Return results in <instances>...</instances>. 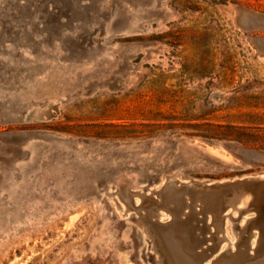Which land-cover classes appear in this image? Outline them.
I'll list each match as a JSON object with an SVG mask.
<instances>
[{"label":"rangeland","instance_id":"374dc122","mask_svg":"<svg viewBox=\"0 0 264 264\" xmlns=\"http://www.w3.org/2000/svg\"><path fill=\"white\" fill-rule=\"evenodd\" d=\"M246 12L264 0H0V264H160L140 206L167 177L264 173V19ZM244 206L206 214L203 262Z\"/></svg>","mask_w":264,"mask_h":264},{"label":"water","instance_id":"95a60500","mask_svg":"<svg viewBox=\"0 0 264 264\" xmlns=\"http://www.w3.org/2000/svg\"><path fill=\"white\" fill-rule=\"evenodd\" d=\"M262 19H264V14L254 15L246 12L239 15L237 21L246 28L250 25L259 24ZM260 153L264 152L260 151ZM169 181L176 185L174 178L167 177L157 190L156 194L159 199H151L140 206L150 203L149 210L143 209L144 213L141 214V220L152 236L160 264H189L191 261L182 245L173 242L163 232L168 229L177 232L181 244L190 248L188 254L194 257L198 264H216L222 258L230 260L234 264H264V173L224 179V181L215 183L198 184L193 180L180 183L176 186H183L187 189L197 188L198 196L195 199H190L185 195L186 204L177 208V211H173L161 203L162 188ZM200 191L206 192L208 197H201ZM242 200L245 203L242 210H250L253 214L246 217L243 224L239 226L238 237L232 243V247L228 246L224 251H218L209 258V261L203 262V259L218 249L217 240L214 234L209 231V224L205 222L206 214L209 213L211 219L218 224L222 212L224 211V216L228 215L227 209L238 205ZM157 206L169 212L168 219L160 221L150 217ZM206 231L208 235H205ZM207 238L210 239V243H205ZM251 238H253V242L250 241ZM168 239L172 241V244Z\"/></svg>","mask_w":264,"mask_h":264},{"label":"bare ground","instance_id":"6f19581e","mask_svg":"<svg viewBox=\"0 0 264 264\" xmlns=\"http://www.w3.org/2000/svg\"><path fill=\"white\" fill-rule=\"evenodd\" d=\"M170 189L172 190V195H171L172 198H170L168 201H165L162 197L161 203H162V205H166L169 209H172L173 211H175V210L177 211V208H180L182 205L186 204V201H185L186 196L185 195H187L190 199H195V197L198 196V194L196 192L197 188H188L187 189L186 187H183V186H176L173 188V186H172V187H170ZM205 193L206 192L200 191V196L203 198L208 197ZM150 207L151 206L149 204H147L146 210H149ZM171 233L174 236V239L178 240V242L181 244L179 235L177 236V232L171 229ZM181 245L184 246L185 252L190 251V248L187 245H185V244H181ZM187 255H188V253H187ZM190 257H191V255H190ZM192 259L194 261V264H198L197 260H194L195 259L194 257H192ZM228 261H229V264H234L230 260H228ZM216 264H219L218 261L216 262Z\"/></svg>","mask_w":264,"mask_h":264}]
</instances>
